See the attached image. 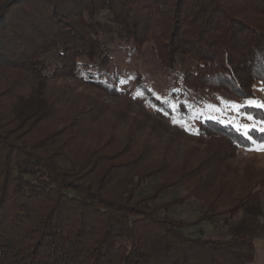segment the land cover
Wrapping results in <instances>:
<instances>
[{"label": "trees", "instance_id": "1", "mask_svg": "<svg viewBox=\"0 0 264 264\" xmlns=\"http://www.w3.org/2000/svg\"><path fill=\"white\" fill-rule=\"evenodd\" d=\"M145 44L166 74L183 66L174 109L145 90L148 99L170 117H194L196 125L171 131L149 113L140 115L155 119L163 135L205 146L201 157L193 154L179 168H170L176 152L161 148L160 137L151 144L149 136L143 142L115 124L95 128L106 104L70 113L33 90L36 81L70 79L120 97L107 77L111 53ZM2 72L17 77L0 91V264L254 260V240L240 229L225 238L185 230L202 222L228 225L257 207L264 177L240 187L213 178L240 150L263 144L264 132L250 129L248 139L218 117L192 113L186 100L202 91L255 99V87L264 89V0H0ZM260 104L264 95L242 112L264 122ZM155 177L164 181L145 191ZM178 188L183 194L171 198ZM190 198L201 202L194 220L170 214Z\"/></svg>", "mask_w": 264, "mask_h": 264}, {"label": "rangeland", "instance_id": "2", "mask_svg": "<svg viewBox=\"0 0 264 264\" xmlns=\"http://www.w3.org/2000/svg\"><path fill=\"white\" fill-rule=\"evenodd\" d=\"M107 16L108 13H104L101 19L104 20ZM111 54L114 56V61L108 68L107 77L111 78L116 87L122 91V96L120 97L111 98L92 88L77 85L70 79L46 82L36 81L33 85V90L45 104L53 103V105H56L62 102L66 106L65 109L70 113L77 108L89 107V105L92 107L98 103L106 104L108 110H104L100 114V120L97 122L95 128L115 124L117 128L120 127L125 132H132L131 134L134 138L138 137L140 140L142 138L143 142L149 136L151 144L154 139L158 141L159 137L162 138L158 141L160 147L164 149L172 147L176 152L174 156L175 162L170 168H179L178 164L187 161V158L193 154H195L197 159L201 157L204 145L197 144L196 140L189 139L186 136H176L173 132L163 135L155 119L147 118V120L139 112V110L145 111L151 117L162 120L171 131L181 129L184 132H190L189 128L191 129L196 125L194 117H191L187 121L178 118V116L170 117L161 109L154 106L145 93V90H148L156 98L159 97V100L167 101L170 107L171 105H175L176 107L178 99L172 93L181 89L178 73L183 70L182 64L178 63L170 75L166 74L150 44H145L141 48L130 49L116 47ZM15 73H0L2 74L0 91L8 87L12 79L17 77ZM121 81L125 82L121 83ZM255 95V99H240L224 92L209 93L202 91L188 93L186 101L189 103L192 113H202L204 117H218L222 122L229 123L236 128L240 125H247L249 126V130H260L264 128V122L242 112V106L250 105L248 101L259 102L262 98L264 91H261L260 85L255 87ZM233 104L239 106L238 110H234L231 107ZM208 105L215 106V109L207 107ZM171 109L174 108L171 107ZM249 116L252 117L251 120L248 119ZM174 120L177 123H174ZM182 123L185 126H181ZM239 129L244 132L243 128ZM261 146H264V143L250 150H240L237 156L229 160L228 164L219 165V171L216 174L217 176L213 178V183L215 179L216 183L223 182V179L235 180L238 182V187H240L241 185L244 186L247 181H253V177L258 179L259 182L261 177H264V150H257ZM196 162L195 160L194 164ZM235 174H237L236 177L234 176ZM163 181V178L155 177L148 181L144 190L149 191L156 183ZM259 183L261 184V182ZM258 187L261 192L260 201L252 211L238 212L228 225H224L221 222H202L186 229L185 232L193 237L225 238L234 230L240 229L251 236L255 243V258L249 264H264V184L258 185ZM236 191L235 193H237ZM182 194L183 190L178 188L172 193L171 198ZM200 211L201 202L190 198L172 208L170 214L174 217L191 221L198 216Z\"/></svg>", "mask_w": 264, "mask_h": 264}, {"label": "snow or ice", "instance_id": "3", "mask_svg": "<svg viewBox=\"0 0 264 264\" xmlns=\"http://www.w3.org/2000/svg\"><path fill=\"white\" fill-rule=\"evenodd\" d=\"M124 82H125V81H121V83H124ZM261 91H264V89H261ZM138 95H139V93H138ZM157 98L159 99V97H157ZM165 102H167V101H165ZM248 103H249V104H255V103H259V102H256V101H253V100H250V101H248ZM260 106H261V107H264V104H260ZM171 107L175 108V105H171ZM207 107L215 109V106H212V105H208ZM231 107H232L234 110H238V107H239V106L233 104V105H231ZM216 110H218V109H216ZM248 119L251 120L252 117L249 116ZM173 122H174V123H177V121H175V120H174ZM181 126H185V125L182 123ZM239 128H243V129H244V134L247 136L248 139H251V137L248 136L249 126H247V125H240V126H238V130H239ZM260 131L264 132V128H261ZM257 150H264V146H261V147L258 148Z\"/></svg>", "mask_w": 264, "mask_h": 264}]
</instances>
